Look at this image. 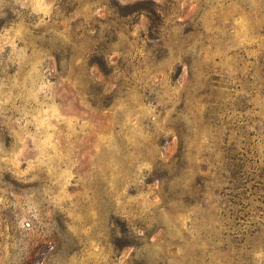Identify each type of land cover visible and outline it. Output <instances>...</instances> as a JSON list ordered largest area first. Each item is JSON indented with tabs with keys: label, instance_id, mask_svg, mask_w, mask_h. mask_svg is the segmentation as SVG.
<instances>
[{
	"label": "rangeland",
	"instance_id": "rangeland-1",
	"mask_svg": "<svg viewBox=\"0 0 264 264\" xmlns=\"http://www.w3.org/2000/svg\"><path fill=\"white\" fill-rule=\"evenodd\" d=\"M0 264H264V0H0Z\"/></svg>",
	"mask_w": 264,
	"mask_h": 264
}]
</instances>
